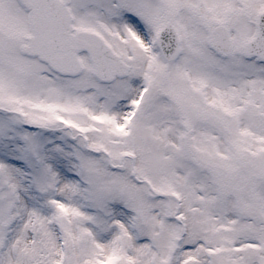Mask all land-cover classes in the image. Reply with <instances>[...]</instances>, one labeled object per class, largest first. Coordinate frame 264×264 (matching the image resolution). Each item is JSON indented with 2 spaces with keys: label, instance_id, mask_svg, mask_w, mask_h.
<instances>
[{
  "label": "snow or ice",
  "instance_id": "snow-or-ice-1",
  "mask_svg": "<svg viewBox=\"0 0 264 264\" xmlns=\"http://www.w3.org/2000/svg\"><path fill=\"white\" fill-rule=\"evenodd\" d=\"M0 264H264V0H0Z\"/></svg>",
  "mask_w": 264,
  "mask_h": 264
}]
</instances>
